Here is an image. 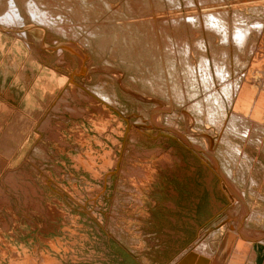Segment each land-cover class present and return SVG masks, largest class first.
Masks as SVG:
<instances>
[{
    "label": "rangeland",
    "instance_id": "374dc122",
    "mask_svg": "<svg viewBox=\"0 0 264 264\" xmlns=\"http://www.w3.org/2000/svg\"><path fill=\"white\" fill-rule=\"evenodd\" d=\"M137 1L125 3V0H107L110 3L107 13L98 18L92 15L93 22L90 21V24L84 19L72 23L75 28L82 26L75 44L83 55L82 63L76 55L63 48L68 40L49 28L41 29L30 21L26 22V45L25 39L0 31V190L8 200L3 203L0 197V264H167L198 239V234L205 228L219 224L230 207L236 208L231 191L228 187L225 190L223 185L219 186L220 179L218 175H212L208 168L209 160L202 152L205 150L202 134L212 136L216 133L211 120H194L187 129L181 114L187 107L175 105L174 102L177 129L184 136L192 131L198 147L184 144L182 139L183 143L180 142L176 133L165 127L155 126L152 110L157 109L158 103L153 97L150 98V94H141L146 89L141 79L142 71L152 62L145 58L151 55L147 47L149 45H144L146 54L143 58L133 49L138 60L137 64L134 61L133 66L129 67L120 62L118 55L110 57V49L98 48V40L89 37L96 25L103 21V25L109 23L107 17H122L120 11L126 12L125 17H122L121 22L120 17L115 22L119 23L118 28L122 27L124 38L129 35L128 40L132 37L137 42L140 35H152L148 22L150 14L143 7V0L140 1L142 5ZM154 1L157 0H150L154 20H157V25H163L162 28L168 30L167 35L173 39L186 32L190 43H194L192 39L204 33L206 35L205 30L200 32L199 29H192L186 19L182 21L181 30H175L171 23L172 15L186 17V13L193 10L191 1L168 0L170 3L158 0V6ZM225 1L228 6L230 3L231 8L238 4L243 16L251 17L244 22L245 28H241V32L242 35H254L246 29L251 24L248 21L255 24L258 18L264 22V0ZM196 2L198 4V0H195L194 5ZM124 3L132 6L133 11L129 8L127 11ZM130 3H138L139 6ZM57 4L60 5L59 2ZM97 7L90 10L94 13ZM176 7H179L177 11ZM111 10L119 13L110 14ZM162 20H166L165 25ZM81 37L90 38L88 46H84V43L81 45ZM133 39L130 41L133 42ZM258 42H261V38ZM27 45H31L30 49ZM58 50L65 57L60 56ZM107 62L111 65H106ZM80 64L86 70L79 74ZM68 77L82 86L101 84L106 89L114 90L116 105L105 106L98 99H93L91 103L80 97L76 100L66 97L67 105L76 106L78 112H82L70 114L71 111H64L63 106H60L57 113H51L49 108L60 96L63 85L66 89L74 87L67 84ZM47 82L53 84H49L54 89L51 98L34 93V86L40 88L46 86ZM82 93L87 95L85 91ZM154 97L166 101L164 97ZM46 113L51 115L49 122L52 132L42 130V136L38 138L35 130L40 129L38 125L42 121H39L45 119ZM21 115L30 117V121L23 122ZM161 118L163 122L166 121L164 112ZM131 137H134L133 140ZM225 138L229 139L228 136ZM219 139L220 136L214 137L213 148L211 146L214 158L240 191L245 188L247 197L251 198L247 201V208L251 210L255 205L252 204L253 196L248 194L250 184L247 180L250 175L257 176L259 159L254 160L257 159L256 154L246 149V157L231 160L228 157L229 149ZM231 140L235 143L239 141ZM36 146L43 150L41 154L35 153ZM133 166L138 170L146 169L149 175H133ZM10 175L15 177L16 182L12 185L16 189L11 186ZM25 200H28L27 204ZM46 209L51 210V213ZM209 240L215 241L212 238Z\"/></svg>",
    "mask_w": 264,
    "mask_h": 264
},
{
    "label": "bare ground",
    "instance_id": "6f19581e",
    "mask_svg": "<svg viewBox=\"0 0 264 264\" xmlns=\"http://www.w3.org/2000/svg\"><path fill=\"white\" fill-rule=\"evenodd\" d=\"M138 1L140 5L141 0ZM171 1L174 2V0ZM189 1H191L193 10L186 13V17L181 14L172 15V18L170 17V20L175 30L176 28L178 30H181V27H183L182 21L186 19V22L188 21L191 23L190 25L192 26V29H199L200 32H204V30L206 31V35L204 33L199 37H193L194 39L192 40L195 41L194 43L193 41L191 42L194 44V46H192V43H190L188 35H185L186 32L182 35H178L177 38L173 39L174 37L167 35L166 31L168 30L163 29V25L161 26L158 24L159 26H161L159 28L156 22L157 20H154V10L152 11L150 0H143L144 3L142 4H144L143 7L150 14L148 22L152 31V35H137L138 39L137 42L135 40L136 43L134 42V39L131 36L130 37L131 39H133V42L130 41L131 39L128 40L129 35L126 36L127 38H124V34H122L123 31L121 29L122 27L118 28L120 25L118 26L117 24L119 23L115 22L116 20L118 21L119 17L121 18L119 19L121 22L122 17L126 14V12L122 13L120 11V15H123L122 17L117 16V19H115V17L113 16V19L110 18V16L109 18L107 17L108 20L110 19L108 21L109 23H104L105 25H103L102 23L105 22L103 21L101 22V24L96 25L93 29V32L89 30L90 32H92L90 33L89 37L92 36L96 40H98V48H108V51L110 49L109 52L112 55L110 57L115 58L116 55H118V57L120 58V62H124L129 67L133 66L134 61L137 64L138 59H136L135 56L140 55L143 58L144 54H146L143 50L144 45L148 44L150 46L147 47L151 50V55H147L145 58L151 59L152 62L148 65V67L144 69V71H142L143 74L141 75V79L143 81L142 83H145L146 89L144 88V91L141 94H144L146 96L150 94V98L153 97L155 103H158V106H156L157 109L152 110V120H154L153 122L157 124H155V126L159 125L160 127H165L169 131L175 132L176 136L180 138V142H182V139L185 142L184 144H189L194 147H198V145L196 144L197 141L192 131L191 134L189 132V135L187 134L186 136H184L177 129L176 122L178 121H174L178 119L176 117V113L174 112L175 102V105L181 104L187 107L186 110L183 109V111H181L182 119L185 122L184 125L186 124L187 127H185L187 129L190 126V123L195 121L199 122L202 120L208 121V118L211 120V123L216 129V133L210 132L214 134L212 136H209V134H202V138L205 140V150H203L202 152L206 155L209 160L208 168L213 173L212 175L214 177L218 175L220 179L219 186L223 185L222 188H224L225 190H227L226 187L229 188L234 200L236 201L235 203L237 206L235 209L230 207L225 212V217L220 221L219 224L205 228L201 234H198L199 236L197 235L199 237L198 239H195L180 254L171 258L170 261L167 262V264H264V193L262 192V188L264 186V22L261 19L257 18L256 21H258V23L253 24V21L249 20L248 22H250L251 24L246 29L249 31V34L252 33L254 35H242L243 32H241V28H245V26H243L244 22H247V20L251 19V17H244L238 8V4H235L234 7L231 8L230 3L228 6L225 0H198V4L196 2V5H194L195 0ZM58 2L60 5L57 4ZM127 2H129V0ZM127 2L125 0V3ZM158 2L156 4L157 6L159 5ZM136 4L138 5V3ZM155 4H153L152 6L160 8L157 7ZM129 5L134 4L130 3ZM125 6L127 7V11H129V9L132 10V6H127L126 4ZM161 6L163 5L161 4ZM93 7H97L94 13L90 10V8L92 9ZM109 7L110 3H108L107 0H102L100 2H98L97 0H0V31L16 35V37L22 38V40L25 39L26 45L28 43V41H26V35L28 33L26 34L24 32V30H27V27L25 28L26 22L30 21L35 26H40V28L42 27L41 29L49 28L50 30L59 33L64 39L68 40L67 43L63 45V48L66 51L72 53L73 55H76V57L79 58L80 63H82L83 55L82 53H80V49L75 46L78 41V30L79 28L82 29V26H79V28H75L72 23L78 22L80 20L83 21L84 19L85 21H87L86 23L89 22L90 24V21L93 22L92 15L98 18L101 15L107 13L106 10H109ZM126 7H124L123 9H125ZM144 8H142V11ZM123 9L122 11H126ZM138 9L141 10L140 7H138ZM178 9L179 7H176V11ZM57 10H62V12H59ZM138 12L142 14L140 11ZM115 13L117 15V13L119 12L115 10ZM115 13L112 10L110 11V14ZM80 15L82 17H80ZM156 19L158 18L156 17ZM85 21L83 23H85ZM164 22L166 23V20L163 21L162 24H164ZM131 35L135 36L133 34ZM97 36H99V39L97 38ZM191 36L193 35L191 34ZM89 37H81V45H83L84 43L86 44L84 46H88L89 40L91 38ZM259 37L261 38V42H258L260 39ZM30 41L31 45H33L32 39ZM179 41L181 42L179 43ZM31 45H27L26 47L30 49ZM41 46L43 47V49L45 48L43 46V42ZM131 47L133 48L131 49ZM257 47H259V49ZM133 49H135L138 54L135 53ZM58 52L60 56L65 55H63V52L59 50ZM234 56H236V58ZM106 65H111V63L107 62ZM109 68L110 67L106 69ZM141 68L143 69L142 66ZM85 70L86 69L84 68V66L80 64L78 68L79 74L81 72H85ZM60 82L61 81H59V84ZM49 84L53 85L52 83L47 82L46 86L44 85L40 88L34 86V93H42L47 98H51L53 96L54 89ZM67 84H72V86L74 87H72L71 89H66L65 85L62 84L63 88L61 89L60 96H58V98L49 108V111L51 113H57L60 110V106H63L64 111H71V113L69 112L70 114H79V112H82H78L79 109H76V106L70 107L69 105H67L68 101L66 100V97H68V99L72 98L75 100L77 97H80L82 100L90 102L93 101V99H98L101 101V103L105 104V106H112L114 104L116 105L117 103L115 99L114 90L108 88L106 89L101 84H96L93 87H89L87 84L82 86L80 84H76L73 78H69L67 80ZM83 91H85L87 95L82 93ZM152 95L164 97L166 101H160L161 99L157 100ZM35 103L37 104V102ZM95 110H97V108ZM163 112L166 116V121L164 122L161 118V114ZM192 112L194 115L192 114ZM46 114L47 116L45 117V119L43 120L42 118V120L40 119L39 121H42L41 125H38L37 123L38 127H40V131L38 129L35 130L38 138L42 136V130L47 131L48 133L52 132L50 126L51 124L49 122V118L51 115L49 116L48 113ZM36 116L39 117L37 113ZM194 116L196 117V119ZM21 118L23 122L30 121V117L21 115ZM28 124H31V122ZM195 127L198 128V125L196 124ZM218 135L220 136L219 142L222 139L223 142L221 143H223L226 149H229V159L239 160L241 158L246 157L247 154L244 151L246 149L250 150L252 154H256L257 159L254 160L257 161L259 159V172L257 173V176L250 175L247 180L248 184H250L248 194L253 196L252 204L255 205L251 210H248L247 208V206H249L247 201L251 198L247 197L246 191L244 190L245 188L240 191L237 186L233 183V181L229 180L226 174L223 173L219 161L217 163L216 159L214 158L215 153L212 152L211 149L213 148L212 144H214V137L218 138ZM225 136H228L229 139L225 138ZM230 136L231 139H238V143L233 142L230 139ZM133 138L134 137H131L132 140ZM40 150L41 149L36 146L34 151L35 153L39 152L41 154L43 150ZM37 155L38 154H36V156ZM118 162L119 161H117V163ZM167 162L168 161H166V163ZM131 168L132 170H134L133 175H139L141 177L149 175V172H147L146 169L138 170L135 166ZM129 174L131 175V173ZM7 175H5V177ZM241 177L243 180L244 175H242ZM8 178L10 179L11 186L13 187L16 182L14 181L15 177L10 175ZM24 186L23 189L25 190L26 187L24 188ZM17 187H19V185H17ZM0 197L3 203L8 202L7 196L2 190H0ZM25 202L27 204L28 200H25ZM71 216L72 215H70V218ZM113 237L115 236L113 235ZM209 238L215 239V241L209 240Z\"/></svg>",
    "mask_w": 264,
    "mask_h": 264
}]
</instances>
